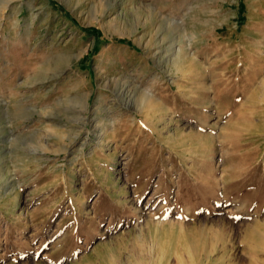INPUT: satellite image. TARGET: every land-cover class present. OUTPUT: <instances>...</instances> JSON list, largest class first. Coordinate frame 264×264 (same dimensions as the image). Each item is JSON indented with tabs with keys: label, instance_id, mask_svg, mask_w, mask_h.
Instances as JSON below:
<instances>
[{
	"label": "rangeland",
	"instance_id": "1",
	"mask_svg": "<svg viewBox=\"0 0 264 264\" xmlns=\"http://www.w3.org/2000/svg\"><path fill=\"white\" fill-rule=\"evenodd\" d=\"M0 264H264V0H0Z\"/></svg>",
	"mask_w": 264,
	"mask_h": 264
},
{
	"label": "bare ground",
	"instance_id": "2",
	"mask_svg": "<svg viewBox=\"0 0 264 264\" xmlns=\"http://www.w3.org/2000/svg\"><path fill=\"white\" fill-rule=\"evenodd\" d=\"M190 40L191 39H188L187 40V45L185 47L178 48L176 51H174L173 52V55H172V58L170 59V62L172 64L173 68L175 69V72L176 73H178V72L184 73V72L188 71V69L190 70L193 67L194 68H196V67L199 68L200 67L199 62H196L194 60L195 58L193 56H190V54H189V48L187 46H189ZM172 82H174V81H172ZM86 99H87V96H85V97L82 98V102L84 104L86 103ZM134 103H135L136 109L143 111V112L142 111L141 112L144 113V118H145L147 124L152 128V130L155 133H159L160 130L158 128V121H156V118H159V116L161 117L162 110L164 109V107H163V109L161 110L160 107H162V105L159 106V104L161 103L159 101V99L157 97L151 95V94H146V93L145 94H137V96H136V98L134 100ZM101 106L102 105H99L98 106L99 110L102 109ZM166 116L167 115H165V117H163L162 120H161V121H163L164 126H168V124L172 121V118H168ZM110 119L111 118H108V117H102V120H103L102 122L105 125H107V124L110 123V121H111ZM97 123H99V122L97 121ZM97 123L94 126L95 127V130L94 131H97L98 132V130H96V129H98V128H96ZM107 131H108V129H107ZM107 131H106V129H101L100 128V131H99L100 134L99 135H102V136H98V139L97 140H98V143L99 144L102 141V139L100 137H103V136L107 135ZM193 134H195V133H193ZM194 136H197V135H194ZM77 138H78V132L74 135V138L72 140L73 141H76ZM165 236H166V234H165Z\"/></svg>",
	"mask_w": 264,
	"mask_h": 264
}]
</instances>
